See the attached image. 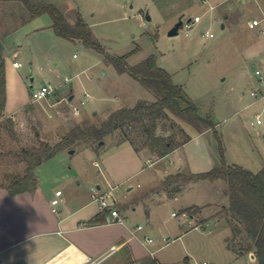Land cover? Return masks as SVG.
<instances>
[{"label":"rangeland","instance_id":"374dc122","mask_svg":"<svg viewBox=\"0 0 264 264\" xmlns=\"http://www.w3.org/2000/svg\"><path fill=\"white\" fill-rule=\"evenodd\" d=\"M41 1L57 6L72 24L81 14L93 37L109 53L115 56L131 53L127 60L131 66L155 54L158 65L184 86L200 114L211 115L223 140L226 159L255 173L264 166V83L254 70L255 65L264 69V21L257 28L249 27L251 20L264 18V0ZM147 12L151 19H147ZM197 15L201 16V21L192 28L187 27V20ZM27 16L29 10L21 1L0 0V28L14 29L6 38L0 35L6 47L5 56L22 64L20 70L28 85L50 84L65 102L57 108L45 104L41 109L40 100H36L35 105L40 109L38 117L34 111L27 110L21 121L0 122V181L3 183L23 174L25 164L15 156L23 149L35 147L41 140H58L68 129L86 121L100 124L101 115L106 116L109 110L132 107L138 100H156L150 89L130 74L119 73L98 51L80 48V43L58 37L48 13L24 22ZM181 18L184 26L179 34L169 36V30ZM207 31L213 32L214 37H207ZM71 95L75 97L70 101ZM83 99L84 105L81 104ZM74 106L80 108L78 116L72 115ZM96 110L98 114L93 115ZM257 115L262 123L253 125ZM132 131L136 137V133H144V126L136 125ZM157 132L181 142L195 129L167 117L159 120ZM113 135L119 141V134ZM104 142L101 146L106 156L112 154L115 150L112 138ZM72 149L76 152L70 157L69 166L79 172L82 184L97 187L104 183L105 165L93 152L92 144L80 142ZM170 159L166 157L157 167L170 164ZM124 162L127 164L123 165ZM146 163V170L136 175H133L135 163L127 159H122L121 164L112 163L120 170L119 179L113 180L117 186L111 197L119 201V209L125 208L131 227L143 226L140 234L145 236L146 233L155 240L153 248L164 245L156 254L158 261L182 264L189 256L192 264H259L255 251L240 254L230 246L232 229L220 203V198L229 203L219 187L225 185V180H219L212 187L210 182L201 181L174 195L154 190L147 199L140 200L141 193L150 185L146 181L148 176L155 179L153 184L158 183L156 167ZM213 187L219 192L216 196ZM104 188L106 192V186ZM196 202L210 203L204 207L205 218L198 214L200 208L192 209L196 211L197 221L182 216ZM149 212L151 223L147 219ZM173 212L178 216H172ZM180 223L184 235L177 236L183 230ZM116 257L114 254L100 264H125L115 261Z\"/></svg>","mask_w":264,"mask_h":264},{"label":"crops","instance_id":"0c3cea01","mask_svg":"<svg viewBox=\"0 0 264 264\" xmlns=\"http://www.w3.org/2000/svg\"><path fill=\"white\" fill-rule=\"evenodd\" d=\"M0 30H2L0 35L5 38L14 31V29L6 31L3 28ZM80 44V48L85 47L83 43ZM5 52L6 47L2 56L6 65L7 95L5 107L0 109V122L5 119L10 122H13L12 120L21 121L22 115L27 110L34 111L38 117L39 108H45V104L48 107L56 108L64 104L65 98L56 93L55 96L48 99H41V103L38 104L39 108L36 107L37 101H32V90L41 86L28 85L24 73L20 70L22 64L19 62V66H15L16 60L11 61L5 56ZM33 80L34 78H32ZM74 97L71 95L69 100L71 101ZM53 98L56 100L52 101ZM116 109L109 110L106 116L101 115V120H106ZM98 112L97 110L93 111V115L98 114ZM78 114L73 111L72 115L78 116ZM62 116L67 117L65 113ZM116 133L118 134V132ZM189 136L191 137L190 140L180 144L162 158H157L149 148L143 146V142L135 144L131 140L121 141L119 139L118 141L114 135L108 136L112 138L115 144L113 147L115 150L112 154L106 156L103 146L95 147L92 145L93 152L101 158L106 170L105 182H101L97 187L103 191L106 186V193H112L117 186L113 180L119 179L117 174L120 170L117 166L114 168L112 163L121 164L122 159H127L129 163H135L136 171L133 175L144 172L146 162L148 163H146L147 166L156 167L155 174L158 177V183L153 184L155 179L148 176L146 181L150 185L146 191L141 193L140 200L147 199L149 193L154 190L167 192L163 188V183L169 175L179 171L200 173L221 165L218 141L212 131L198 133L195 130L194 133H189ZM73 154L69 153V150H65L43 161L35 170L39 184L33 192L11 194L7 185L13 180L9 183L0 181V264H100L114 254H117L115 261L125 264L132 260L140 262L148 257L157 260L156 254L164 245L153 248L152 245L155 240L150 243L147 238L151 237L147 236L146 233L145 236L140 234L143 226L141 229H138L139 225L131 227L127 222L128 215L124 210L125 208L123 209L122 206L123 210H121L117 207L119 201L115 200L116 207L124 218L123 222H89L105 211L91 199L92 188L96 186L83 185L79 172L69 166L70 157ZM169 156L171 157L170 164L157 167L158 163ZM23 162L25 164L24 172L20 177L26 173L27 164L25 161ZM94 163L99 164L97 160ZM227 163L231 164L228 160ZM125 164L127 163L124 162L123 165ZM122 168L121 173L123 172ZM219 180L213 182L209 180L193 181L182 186V191L185 187L199 184L201 181L210 182L212 187L218 184ZM224 186L226 188H223ZM219 187L224 196L228 197L226 194L227 183ZM213 188V195L216 196L219 192L215 189L216 187ZM58 190H62V195L60 196V204L56 206L52 204V199ZM220 201L222 208L228 205V201L225 203L223 198H220ZM207 204L206 202H196L193 205L200 207L198 214L203 218H205L203 216L204 207ZM187 212L191 220L197 219L192 217L189 211ZM147 219L149 223L152 222L150 212ZM181 227L183 229L182 225ZM182 235H184V229L180 230L177 236ZM240 254L245 253L241 251Z\"/></svg>","mask_w":264,"mask_h":264},{"label":"trees","instance_id":"16d2710c","mask_svg":"<svg viewBox=\"0 0 264 264\" xmlns=\"http://www.w3.org/2000/svg\"><path fill=\"white\" fill-rule=\"evenodd\" d=\"M19 1L29 10V16L23 20L24 22L48 13L52 17V28L57 36L83 43L85 47L98 51L102 54L104 61L113 64L119 73L130 74L150 89L155 94L156 100H139L132 107L125 106L116 109L100 124L86 121L83 124L75 125L66 135L55 142L41 140L39 145L23 149L15 156L26 162V173L8 184V191L11 194L35 191L39 184L35 170L43 161L62 151L75 148L76 144L80 142H89L93 146L97 143L99 147L102 141L116 132H118L121 141L131 140L135 144L143 142V146L149 148L157 158H162L180 144L191 139L187 135L185 140L177 142L171 135L158 134L159 120L173 117L192 126L198 133L212 131L218 141L221 165L200 173L179 171L165 179L163 188L173 195L182 191V186L193 181L225 180L229 203L222 209V212L232 229V235L229 238L230 246L235 251L238 250L239 253L255 251L258 263L264 264V166L255 173L240 165L227 163L223 140L211 115L200 114L198 106L191 102L186 95L184 86L176 83L172 74L158 65V58L155 54L131 66L127 61L131 53L121 56L109 53L107 48L93 37L89 25L81 14L72 24L65 14L52 3H45L41 0ZM6 95V65L4 57L0 56V109L5 107ZM139 124L144 126V133H136V137H134L132 127ZM199 208L192 206L185 211H189L190 215L195 217L196 211H192V209ZM105 215L106 213L102 212L89 222L104 223L106 222ZM127 264L171 263H161L153 257H148L143 261L132 260ZM182 264H192L191 258L186 256Z\"/></svg>","mask_w":264,"mask_h":264},{"label":"built area","instance_id":"2783aa9c","mask_svg":"<svg viewBox=\"0 0 264 264\" xmlns=\"http://www.w3.org/2000/svg\"><path fill=\"white\" fill-rule=\"evenodd\" d=\"M201 21V16L197 15L194 16V18L186 23V26L189 28L193 27L194 23L200 22ZM264 21L263 19H258L255 18L253 20H251L249 22V27L254 29L257 28L259 26H261L262 22ZM207 37H214V33L213 32H209L207 31L206 33ZM15 66H19V62L15 61L14 62ZM254 70H255V75L259 77V80L261 83H264V69L258 67L257 65L254 66ZM57 93L56 88H53L50 84L47 85H43L38 89H33L32 90V99L34 101L36 100H41V99H48L49 97L55 96ZM253 95H255L256 93L253 92ZM87 97H90L89 94H86ZM86 103V101L83 99L81 100V104L84 105ZM73 110L75 113H79L80 112V108L78 106H74ZM262 120L260 118L259 115H257V120L256 123H252L253 125L256 124H261ZM98 165V163H96ZM149 164H151V162L149 161ZM91 197L92 200L94 202H97L103 211L106 212L105 215V221L107 223H115V222H123L124 218L122 217L119 209L116 207V201L115 199H112L111 194L103 192L99 187H93L92 191H91ZM62 195V190H58L56 191V196L52 199V204L53 205H59L61 202L60 196ZM174 217L178 216L177 212H173L172 214ZM189 215V213L187 211H184L182 213V216L187 217ZM142 226L139 225L138 229H141ZM148 242L152 243L154 242L153 238H147ZM167 242H169V239L167 240ZM115 249V247H113ZM196 264H200V263H196ZM204 264H208V263H204Z\"/></svg>","mask_w":264,"mask_h":264},{"label":"water","instance_id":"95a60500","mask_svg":"<svg viewBox=\"0 0 264 264\" xmlns=\"http://www.w3.org/2000/svg\"><path fill=\"white\" fill-rule=\"evenodd\" d=\"M147 19H151L149 12H147ZM192 18L190 17L187 21L190 22ZM184 26V20L181 18L168 32L169 36H175L178 35L180 32V29ZM5 50V44L0 38V56L3 55ZM101 145L104 144V141L100 143ZM75 152L74 149L69 150V153L73 154Z\"/></svg>","mask_w":264,"mask_h":264}]
</instances>
